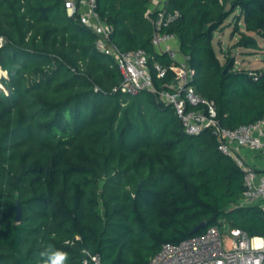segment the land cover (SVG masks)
I'll return each mask as SVG.
<instances>
[{
    "label": "trees",
    "instance_id": "1",
    "mask_svg": "<svg viewBox=\"0 0 264 264\" xmlns=\"http://www.w3.org/2000/svg\"><path fill=\"white\" fill-rule=\"evenodd\" d=\"M150 1L97 0L95 11L121 50H146L160 90L179 69L152 43ZM166 6L180 11L167 30L220 124L262 118L264 69L237 68L229 53L222 60L214 36L233 16L236 45L259 49L249 32L264 38V0ZM96 39L65 0H0V264H38L48 245L67 252L68 264H94L90 254L102 264H150L164 243L222 222L264 235V208L241 205L244 170L212 130L186 133L158 93L114 91L121 72ZM155 62L169 66L164 78Z\"/></svg>",
    "mask_w": 264,
    "mask_h": 264
},
{
    "label": "built area",
    "instance_id": "2",
    "mask_svg": "<svg viewBox=\"0 0 264 264\" xmlns=\"http://www.w3.org/2000/svg\"><path fill=\"white\" fill-rule=\"evenodd\" d=\"M97 0H65L69 15L80 11L82 18L96 34V48L114 58L121 72V82L114 91L136 94L142 90L158 93L171 104L186 133L196 135L211 129L218 140V149L232 157L244 170L245 190L241 205H260L264 208V169H257L238 153L240 147L264 153V116L237 128L222 126L217 119L214 101L202 96L193 84L196 70L189 56L180 50L179 37L167 30L179 16V10L167 8V0L150 12H155L152 43L161 53H167L179 72L158 89L145 49L121 50L111 41V26L95 11ZM158 78H164L169 66L155 62ZM94 264H102L99 254L89 255ZM88 262V259H85ZM150 264H264V235L252 236L246 230L222 222L209 226L204 232L179 242H166L151 258Z\"/></svg>",
    "mask_w": 264,
    "mask_h": 264
},
{
    "label": "rangeland",
    "instance_id": "3",
    "mask_svg": "<svg viewBox=\"0 0 264 264\" xmlns=\"http://www.w3.org/2000/svg\"><path fill=\"white\" fill-rule=\"evenodd\" d=\"M243 26V25H241ZM242 29H244L242 27ZM234 30V19L231 16L223 25V27L215 33L214 36V46L218 52V55L222 60L229 53L234 55L236 58L235 66L237 68H246V69H264V38L259 37L253 32H249L257 37L259 43V49H252L244 46H237L240 35L239 32ZM6 76V72L0 73V87L1 78Z\"/></svg>",
    "mask_w": 264,
    "mask_h": 264
},
{
    "label": "clouds",
    "instance_id": "4",
    "mask_svg": "<svg viewBox=\"0 0 264 264\" xmlns=\"http://www.w3.org/2000/svg\"><path fill=\"white\" fill-rule=\"evenodd\" d=\"M68 260L67 252L48 245L39 253L38 264H68Z\"/></svg>",
    "mask_w": 264,
    "mask_h": 264
},
{
    "label": "crops",
    "instance_id": "5",
    "mask_svg": "<svg viewBox=\"0 0 264 264\" xmlns=\"http://www.w3.org/2000/svg\"><path fill=\"white\" fill-rule=\"evenodd\" d=\"M165 0H151L149 4L150 9L158 8ZM238 153L257 169H264V153L253 152L247 147H240Z\"/></svg>",
    "mask_w": 264,
    "mask_h": 264
},
{
    "label": "water",
    "instance_id": "6",
    "mask_svg": "<svg viewBox=\"0 0 264 264\" xmlns=\"http://www.w3.org/2000/svg\"><path fill=\"white\" fill-rule=\"evenodd\" d=\"M6 39L2 38V43H5ZM22 219V203L20 202V200H17L16 203V221L20 222ZM206 226V221H202L200 224H198L195 228H194V232L204 228Z\"/></svg>",
    "mask_w": 264,
    "mask_h": 264
}]
</instances>
